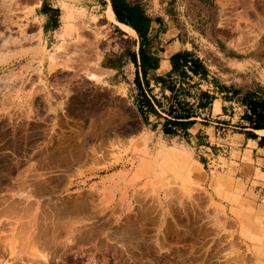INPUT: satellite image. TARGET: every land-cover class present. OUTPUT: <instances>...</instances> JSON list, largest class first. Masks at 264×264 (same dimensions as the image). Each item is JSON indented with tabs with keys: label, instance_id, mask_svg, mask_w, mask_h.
<instances>
[{
	"label": "rangeland",
	"instance_id": "1",
	"mask_svg": "<svg viewBox=\"0 0 264 264\" xmlns=\"http://www.w3.org/2000/svg\"><path fill=\"white\" fill-rule=\"evenodd\" d=\"M130 1L189 37L228 85L264 96V0ZM28 17L23 0H0V245L67 211L66 222L91 225L97 238L85 224L67 264H251L262 255L264 203L240 179L249 172L225 160L205 171L171 147H143L135 110L81 73L93 49L75 70L47 76L53 51L28 38ZM10 74L35 80L34 97L12 101ZM0 254V264H22Z\"/></svg>",
	"mask_w": 264,
	"mask_h": 264
},
{
	"label": "crops",
	"instance_id": "2",
	"mask_svg": "<svg viewBox=\"0 0 264 264\" xmlns=\"http://www.w3.org/2000/svg\"><path fill=\"white\" fill-rule=\"evenodd\" d=\"M124 3L150 19L148 44L118 0H23L32 28L28 38L33 42L39 38L45 51H53L48 61L52 71L43 60L42 73L48 76L60 67L75 70L74 63L92 48L81 73L112 89L135 110L142 124L143 147H171L168 152L180 161L205 171L213 162H234L238 171L249 172L240 179L264 203V96L228 85L210 71L189 37L178 34L162 18L155 20L141 3ZM140 41L145 55L142 66ZM12 77L8 84L12 101L34 97L35 80L25 85ZM251 264H264V247Z\"/></svg>",
	"mask_w": 264,
	"mask_h": 264
},
{
	"label": "bare ground",
	"instance_id": "3",
	"mask_svg": "<svg viewBox=\"0 0 264 264\" xmlns=\"http://www.w3.org/2000/svg\"><path fill=\"white\" fill-rule=\"evenodd\" d=\"M36 179V178H35ZM27 189V188H26ZM34 196V195H33ZM39 199V198H38ZM31 202V201H30ZM81 202V201H80ZM32 203V202H31ZM141 203V202H140ZM33 204V203H32ZM38 204V203H37ZM50 205V203L48 204ZM73 206V205H72ZM51 207V206H50ZM74 208L77 209V207H75V205L73 206ZM71 207V208H73ZM42 208V207H41ZM44 208V207H43ZM73 208V209H74ZM59 209V207H58ZM57 209V210H58ZM79 209V208H78ZM59 210H63L62 208L59 209ZM67 210V209H65ZM69 211L71 209H68ZM32 211V210H31ZM72 211V210H71ZM75 211V210H73ZM80 211V210H79ZM87 211V210H86ZM41 212V211H40ZM46 212V211H45ZM59 212V211H57ZM115 212V211H114ZM117 212V211H116ZM18 213V212H17ZM32 213V212H31ZM44 213V212H43ZM56 213V212H55ZM59 213H62L64 214V216L61 214L59 215L60 217H56L58 216V214H56V218L55 220L54 219H51L50 215L49 218L51 221L50 225H43L42 227L39 226V229L38 231H35L37 229H35L34 231L31 230V228L33 227L34 229V226L36 224H34L33 226V223L32 222V227H30V231L31 233L28 234V232H26L27 229H25V234L28 235V236H23V231H21V235L23 236L21 239L19 238L18 239V235L17 233V239L14 237L12 238H9L8 241H6L5 243L1 244V251H7L9 252V254L11 255V260H19L20 262H22V264H67V257L69 256L70 253L72 254H75L77 251H76V246H75V243H77L80 238L83 239L86 237H83V234H81L82 232V229L83 231L85 230V227L86 225L88 226V224H83L84 222L80 223L78 222V220H72V222L68 223L66 222V219L67 221H70L71 218H73V216H69L71 215L70 212L68 214L67 211L65 213L63 212H59ZM97 213V212H96ZM95 213V215H96ZM23 214V213H22ZM37 214V213H36ZM39 214V213H38ZM42 214V213H41ZM40 214V215H41ZM77 214V213H76ZM88 214V212H87ZM86 214V215H87ZM92 214V213H91ZM108 214V213H107ZM35 215V213H34ZM33 215V216H34ZM73 215V214H72ZM85 215V213L83 214ZM90 215V214H89ZM94 215V214H93ZM31 217V215H29ZM75 216V215H74ZM145 216V215H144ZM47 217V216H46ZM53 217V216H52ZM80 217V216H79ZM86 217V216H85ZM41 218V217H40ZM48 218V217H47ZM54 218V217H53ZM68 218H70V220H68ZM82 218V217H80ZM90 218V216H89ZM94 218V216H93ZM86 219V218H85ZM105 219V218H104ZM19 220V219H18ZM87 220V219H86ZM95 220V219H94ZM102 220V219H101ZM21 221V220H20ZM18 221V223L20 222ZM65 221V222H64ZM100 221V220H99ZM110 221V220H109ZM11 222V220L9 221ZM95 222V221H94ZM8 223V222H7ZM17 223V224H18ZM24 223V222H23ZM28 223V222H26ZM99 223V222H98ZM106 223V222H105ZM9 224H13L12 222L11 223H8ZM16 224V226H17ZM25 224V223H24ZM91 224V223H89ZM97 224V223H96ZM104 224V223H103ZM107 224V223H106ZM111 224V223H110ZM22 225V224H21ZM15 226V227H16ZM18 226H20L18 224ZM17 226V228H18ZM46 226V227H45ZM93 226H94V223H93ZM102 228L104 225H101ZM89 227V226H88ZM100 227V226H99ZM21 228V226H20ZM28 228V226L26 227ZM36 228V226H35ZM38 228V227H37ZM87 228V227H86ZM95 228V226H94ZM100 227V229H102ZM10 229V227H9ZM15 229V228H14ZM14 229H11V230H14ZM96 229V228H95ZM94 229V231H95ZM17 230V229H16ZM14 230V231H16ZM89 233V235L87 236L89 239L90 237H92V232L93 234H95L96 232L93 231V227L90 225L89 229L87 228L86 229ZM99 230V229H98ZM97 230V231H98ZM20 231V230H19ZM103 231V229H102ZM99 232V231H98ZM87 233V234H88ZM101 233V232H99ZM102 234V233H101ZM20 235V236H21ZM6 236V235H5ZM109 236V235H108ZM4 239L6 237L2 236ZM93 238V237H92ZM0 239H2L0 237ZM4 239L2 242H4ZM94 239V238H93ZM97 239V238H96ZM96 239H94L96 241ZM124 239V238H123ZM88 241V240H87ZM92 241V240H91ZM94 243V241H93ZM78 250V249H77ZM2 255V256H1ZM8 255V256H10ZM1 257H3V254H0ZM5 256V255H4ZM7 256V255H6ZM5 258V257H4ZM7 260V259H6ZM10 261V260H9ZM7 262V261H6ZM7 264V263H6ZM9 264V262H8Z\"/></svg>",
	"mask_w": 264,
	"mask_h": 264
},
{
	"label": "trees",
	"instance_id": "4",
	"mask_svg": "<svg viewBox=\"0 0 264 264\" xmlns=\"http://www.w3.org/2000/svg\"><path fill=\"white\" fill-rule=\"evenodd\" d=\"M118 3H119V6L121 7V9L123 11L129 13V16L131 18L130 24L138 32L139 37L142 39V41L144 40L148 44L149 39L147 37V32L149 30L150 19L148 17H146L145 15H143L142 13H136V12L133 13L131 8L124 3V0H118ZM155 20H157L158 22H161V19L159 17H156ZM142 44H143V42L140 41L139 58H140V65L141 66L143 65V60H144V56H145L143 53ZM258 114L260 115L259 112H258ZM263 118H264V114H263ZM256 128H258V127H256Z\"/></svg>",
	"mask_w": 264,
	"mask_h": 264
},
{
	"label": "built area",
	"instance_id": "5",
	"mask_svg": "<svg viewBox=\"0 0 264 264\" xmlns=\"http://www.w3.org/2000/svg\"><path fill=\"white\" fill-rule=\"evenodd\" d=\"M218 166H221V165H218Z\"/></svg>",
	"mask_w": 264,
	"mask_h": 264
}]
</instances>
